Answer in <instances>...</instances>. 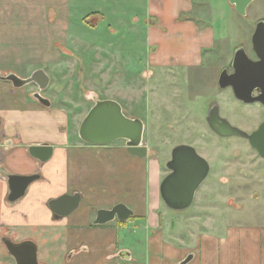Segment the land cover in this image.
I'll use <instances>...</instances> for the list:
<instances>
[{
    "label": "rangeland",
    "instance_id": "rangeland-1",
    "mask_svg": "<svg viewBox=\"0 0 264 264\" xmlns=\"http://www.w3.org/2000/svg\"><path fill=\"white\" fill-rule=\"evenodd\" d=\"M208 6L213 13L202 21L214 27L217 40L202 66L149 72L144 0H0V72L28 78L44 70L50 83L42 97L49 109L65 112L71 130L80 128L95 99L114 96L126 116L144 122V143L162 181L177 145L193 146L209 162L211 173L189 209L174 212L162 201V225L172 240L234 224L264 225V158L248 140L220 137L207 122L214 104L247 133L261 122L262 108L242 103L218 82L235 49L254 55L251 39L264 20V0H255L246 16L227 0ZM25 88L37 101V86Z\"/></svg>",
    "mask_w": 264,
    "mask_h": 264
},
{
    "label": "crops",
    "instance_id": "crops-1",
    "mask_svg": "<svg viewBox=\"0 0 264 264\" xmlns=\"http://www.w3.org/2000/svg\"><path fill=\"white\" fill-rule=\"evenodd\" d=\"M144 1L149 72L201 67L217 40L214 27L202 21L213 13L210 0ZM30 95L0 82V226L16 243L34 244L39 264H182L190 255L188 264H264V225L234 224L223 232L168 239L162 171L150 152L145 159L133 157L125 141L88 145L79 128L68 127L63 110ZM44 145L53 149L47 162L29 152ZM8 175L40 178L12 203ZM74 194L82 200L73 213L61 217L51 210L52 201ZM118 204L134 213L125 225H93L99 210Z\"/></svg>",
    "mask_w": 264,
    "mask_h": 264
},
{
    "label": "water",
    "instance_id": "water-1",
    "mask_svg": "<svg viewBox=\"0 0 264 264\" xmlns=\"http://www.w3.org/2000/svg\"><path fill=\"white\" fill-rule=\"evenodd\" d=\"M228 1L240 15L246 16L247 9L255 0ZM253 46L258 60H252L245 47L236 49L232 62L234 73L230 75L225 69L220 74L219 87L223 90L231 88L234 96L244 104L264 106V20L256 24ZM0 81L11 83L15 89L35 84L38 89L34 98L45 107L51 106V102L41 94L50 83V78L44 70H37L28 78H21L16 74L3 75L0 72ZM255 92L258 93L255 95ZM207 122L220 137H239L248 140L251 147L264 158V121L258 130L247 133L223 118L219 106L214 104L209 110ZM144 133V122L139 118L126 116L120 103L99 99L94 100V106L84 118L78 131L80 139L88 145L107 146L117 141H125L128 153L140 159L147 158L150 152L144 143ZM29 152L38 160L47 162L52 156L53 149L44 145L30 147ZM166 168L169 174L160 185L162 201L171 211H186L193 205L197 191L208 179L211 166L193 146L180 144L172 150L171 160L166 164ZM7 178L10 187L9 201L13 203L23 198L29 186L40 176L8 175ZM81 200L80 194L68 195L52 201L49 206L55 214L65 217L78 209ZM133 216L134 213L129 207L118 204L112 209L99 210L93 225H105L113 221L124 223ZM8 250L18 264H23V258L28 255L29 264H39L36 246L30 242L14 244L8 247ZM192 258V255L188 256L182 264H188Z\"/></svg>",
    "mask_w": 264,
    "mask_h": 264
},
{
    "label": "flooded vegetation",
    "instance_id": "flooded-vegetation-1",
    "mask_svg": "<svg viewBox=\"0 0 264 264\" xmlns=\"http://www.w3.org/2000/svg\"><path fill=\"white\" fill-rule=\"evenodd\" d=\"M255 32V31H254ZM254 35V34H253ZM251 45H252V52H253V56L250 55L248 52L247 54L249 55V57L252 59V60H258L257 56H256V53L254 51V46H253V36H252V39H251ZM240 47V46H239ZM238 47V48H239ZM237 48V49H238ZM236 50V49H235ZM233 58H234V54H233ZM233 58L231 59L230 63L228 64V66L224 67L221 71V73L226 69L228 71V73L231 75L234 73V69L232 68V62H233ZM220 73V74H221ZM220 77V76H219ZM219 84V82H218ZM38 89V87H37ZM231 89V88H229ZM232 91V89H231ZM233 92V91H232ZM258 92H255V95L257 94ZM255 105H258L260 108H262L263 110L261 111V122L258 124V127L252 131L251 133L255 132L256 130H258V128L260 127V125L263 123L264 121V106L263 105H260V104H255ZM250 144V143H249ZM258 153V152H257ZM259 154V153H258ZM14 244H18L16 243L13 238H12V234L10 233L9 229L4 227V226H0V249L3 250V255L1 256L0 255V263H3V264H18L16 259L10 254L9 250H8V247L10 246H14ZM23 264L24 262L29 264L30 262V256L28 255L26 258H23Z\"/></svg>",
    "mask_w": 264,
    "mask_h": 264
},
{
    "label": "trees",
    "instance_id": "trees-1",
    "mask_svg": "<svg viewBox=\"0 0 264 264\" xmlns=\"http://www.w3.org/2000/svg\"><path fill=\"white\" fill-rule=\"evenodd\" d=\"M126 223H122V225H125Z\"/></svg>",
    "mask_w": 264,
    "mask_h": 264
}]
</instances>
